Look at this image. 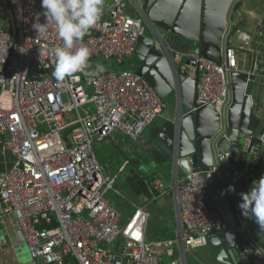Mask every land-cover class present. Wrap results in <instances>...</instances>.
<instances>
[{
    "label": "built area",
    "instance_id": "2783aa9c",
    "mask_svg": "<svg viewBox=\"0 0 264 264\" xmlns=\"http://www.w3.org/2000/svg\"><path fill=\"white\" fill-rule=\"evenodd\" d=\"M242 1L230 4L219 63L198 50L179 52L165 44L147 19L142 0H104L97 24L74 43L90 49L91 66L58 81L52 75V50L63 41L56 26L50 23L41 34L33 28L37 16L39 22H47L41 0H0V150L15 157L0 178V198L4 211L18 220L28 247L29 257L21 264H188L195 250L208 245V236L223 229L221 212L208 205L199 170L183 178L176 174L166 191L176 199L178 235L148 240L150 212L137 207L123 221L107 198L117 175L105 174L96 144L115 132L137 141L158 118L169 116L165 100L142 75L104 67L132 56L149 28L174 75L181 68L196 79L197 99L213 106L224 128L233 99L231 73L244 72L264 84L263 23L254 32L237 29L238 44H233L232 15ZM40 49L46 50L41 57ZM98 58L102 62H96ZM33 62L46 72L41 79L29 76ZM176 92L180 99L179 87ZM259 140L251 147L248 170L212 168L221 182L234 187L230 191L234 206L243 189L250 191L259 179L264 132ZM229 155L220 154L219 159ZM235 214L234 252L244 264H264V248L248 219L237 206ZM2 249L0 243V253Z\"/></svg>",
    "mask_w": 264,
    "mask_h": 264
},
{
    "label": "water",
    "instance_id": "95a60500",
    "mask_svg": "<svg viewBox=\"0 0 264 264\" xmlns=\"http://www.w3.org/2000/svg\"><path fill=\"white\" fill-rule=\"evenodd\" d=\"M232 1L144 0L142 8L165 44L172 37L177 47L185 50L198 49L204 57L220 63L223 35ZM240 5L241 3L238 4ZM155 38L153 32L139 38L134 52L139 62L135 72L142 75L164 100L176 92L178 87L181 91L179 110L163 123L160 136L171 154L173 168L178 173L179 170L185 175L202 171L208 192V205L218 209L223 218V229L217 234L209 235L208 243L217 247L214 260L220 264H230L229 256H232L238 240L235 231L236 214L229 187L218 179L212 168L220 165L230 170H248L252 158L251 147L261 143L259 135L264 132V95H256L251 91L252 84H258L255 76L233 71V99L226 124L221 128L219 113L212 105L197 99L196 79L186 75L181 68L176 77L163 51L157 47ZM191 42L196 43V47ZM187 63L195 64V61L188 59ZM90 66L91 60L88 61V67ZM45 74L38 62L32 63L29 71L32 79H41ZM247 138L250 140L246 148ZM226 152L230 155L220 160L219 155ZM244 192L248 191L243 189L242 193ZM20 238L24 240L22 231Z\"/></svg>",
    "mask_w": 264,
    "mask_h": 264
},
{
    "label": "crops",
    "instance_id": "0c3cea01",
    "mask_svg": "<svg viewBox=\"0 0 264 264\" xmlns=\"http://www.w3.org/2000/svg\"><path fill=\"white\" fill-rule=\"evenodd\" d=\"M261 7L263 9L264 5H261ZM240 13L242 18L239 23V26H241L239 29L241 30L254 32L259 27L260 22L263 23L264 21V16L260 15L264 14V12L257 13L254 9H244V11ZM262 28H264L263 24ZM166 41L175 50L179 52L185 51V49L175 45L174 38L169 37ZM242 67H247V64L243 63ZM257 83L260 93L264 95V84H261L260 82ZM175 94L178 111L179 103L181 101V93L180 99L177 92H175ZM177 111H175L174 114H176ZM174 114H172L171 110V116L160 119L162 122H165ZM156 122L159 123L158 121H155L149 126L150 128L148 127V130L151 129L152 136L150 137L145 135L146 130L141 138L137 141H132L124 137L120 132H115L109 138L98 142L99 144L96 147V152L104 172L106 166L103 159L112 156V153L126 154V156H130V158H125L124 162L118 166L117 170L110 163L111 169L106 175L114 176L122 167H124L121 171V175L127 172V181L129 183H126L123 187L128 193L132 194L135 200L134 198H128L125 193L122 194L116 189L117 191L115 193L124 201V204L123 207H121L117 206L114 202L112 203L121 212L123 221L129 217L126 215V210H128V208H132V210L134 209L133 211H135L137 207H144L150 212V221L146 232L148 240L173 239L178 235L180 222L177 216L176 199L173 194H168L166 191L173 185L176 174L179 178L185 176L180 170L178 173L176 168H173L172 170L167 169V164L171 160V154L166 149L163 138L160 136L161 127H158ZM154 125L156 126L154 127ZM155 139L157 141H155ZM109 144L114 145V151L104 149ZM99 147L105 151V156H100L98 152ZM14 162L15 157L11 153H6L0 150V178L12 168ZM119 162L120 161H117L116 163ZM261 176H264V155L261 168L258 171V177L260 178ZM240 203L241 201L234 206L235 213L237 206V210L242 214L239 207ZM151 207L152 209H149ZM133 213L134 212H132V214ZM247 219L254 237L264 248V232L258 228V224L254 225L255 221L253 219ZM20 232V226L15 215L13 213H6L2 204V210H0V243H2L3 249L0 253V258L3 260L4 264H21L28 259V247L25 241L20 238ZM216 251L217 247L208 243V245L195 250V253L193 252L191 257L189 256L188 264H220L213 259V255ZM229 258L230 264H244L234 250L232 256H229Z\"/></svg>",
    "mask_w": 264,
    "mask_h": 264
},
{
    "label": "clouds",
    "instance_id": "9594fccd",
    "mask_svg": "<svg viewBox=\"0 0 264 264\" xmlns=\"http://www.w3.org/2000/svg\"><path fill=\"white\" fill-rule=\"evenodd\" d=\"M103 6L104 0H41L43 15L47 22H39L37 16L33 28L41 34L47 31L50 23L56 26L58 35L63 41L62 45H56L52 50L54 51L52 75L58 81H63L66 77L87 68L91 56L90 49L86 46L74 47V43L82 40L97 24ZM45 51L40 49V57ZM97 70L103 71V67L98 66ZM234 190L233 186H229L228 191ZM240 195L242 199L239 207L242 215L253 219L264 232V176L253 183L250 191Z\"/></svg>",
    "mask_w": 264,
    "mask_h": 264
},
{
    "label": "rangeland",
    "instance_id": "374dc122",
    "mask_svg": "<svg viewBox=\"0 0 264 264\" xmlns=\"http://www.w3.org/2000/svg\"><path fill=\"white\" fill-rule=\"evenodd\" d=\"M144 1V0H143ZM240 6H238V4H240ZM263 3V4H262ZM261 5L263 6L264 5V0H243L242 2H238L237 3V10H235L233 12V19L235 21V24H236V27L234 29V32H233V35H234V38H233V44L234 45H237V40H236V30L239 29V23L241 21V16H240V12H243L244 9H247V10H252L254 9L255 12L257 13H263L264 12V7L262 9ZM261 16H264V14H260ZM146 34H152V30L149 28L147 30V33ZM191 45L193 47H196V43L194 42H191ZM96 62H102V59L101 58H98L95 60ZM139 65V62H138V59L135 58L134 55L132 56H128L126 58V62L125 64H121L119 62H116V61H112L110 63H106L104 67L108 66V67H113V68H122V69H130L131 70H134L136 71L138 69V66ZM251 91L254 92L256 95H260L262 93H260V89H259V86H257L256 84H252V87H251ZM263 95V94H262ZM264 97V96H263ZM165 103H166V111L165 113L169 116H171V110H172V114H174L175 111H177V101H176V94L175 92H173L172 94H170L166 99H165ZM186 110V109H184ZM175 115V114H174ZM172 115V116H174ZM156 121H158L159 123H157V126L158 127H161L163 125L164 122H162V120L160 118H158ZM156 125H154L155 127ZM152 127V128H154ZM150 128V127H149ZM146 136L150 137L152 136L151 135V129L146 131L145 133ZM243 138V137H242ZM155 141H157L155 139ZM99 143L96 144V147ZM113 146L112 144H109L108 146H106V148H104L105 150H110V151H114L113 149ZM98 152L100 154V156H105V151L102 149V148H98ZM113 155L110 156V157H106L103 159L104 163H105V166H106V169H105V174H108V171L111 169V166H110V163L112 164V166L115 167V169L117 170L118 169V166L124 162L125 158H130V156H126V154H118V153H112ZM117 161H120L119 163H116ZM173 165H172V162L169 161L168 164H167V169H170L172 170L173 169ZM115 170V171H116ZM183 173V172H182ZM117 179H116V182L114 184V188L113 189H110L106 196L107 198L111 201V202H114L117 206H121L123 207V204H124V201L119 197L117 196V194L115 193L116 192V189L119 190L122 194H126V196L129 198H134L132 196L131 193H128L125 189H124V185L126 183H129L127 181V172H125L124 174L121 175V173H119V171L117 172ZM121 175V176H120ZM182 175V174H181ZM185 175V174H184ZM135 200V198H134ZM149 209H152L149 208ZM134 210V209H133ZM132 210V208H128V210H126V215L130 217V215L132 214V212H134ZM128 217V218H129ZM127 218V219H128ZM127 219H125L124 221H126ZM195 253V252H194ZM191 257V256H190ZM189 257V258H190Z\"/></svg>",
    "mask_w": 264,
    "mask_h": 264
},
{
    "label": "trees",
    "instance_id": "16d2710c",
    "mask_svg": "<svg viewBox=\"0 0 264 264\" xmlns=\"http://www.w3.org/2000/svg\"><path fill=\"white\" fill-rule=\"evenodd\" d=\"M126 62V61H125ZM125 62L121 63V64H125ZM254 225H257L256 223ZM259 228V227H258Z\"/></svg>",
    "mask_w": 264,
    "mask_h": 264
},
{
    "label": "flooded vegetation",
    "instance_id": "af4514ba",
    "mask_svg": "<svg viewBox=\"0 0 264 264\" xmlns=\"http://www.w3.org/2000/svg\"><path fill=\"white\" fill-rule=\"evenodd\" d=\"M143 1V0H142Z\"/></svg>",
    "mask_w": 264,
    "mask_h": 264
}]
</instances>
